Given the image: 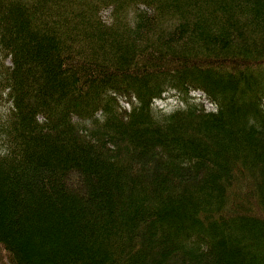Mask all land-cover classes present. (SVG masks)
Returning a JSON list of instances; mask_svg holds the SVG:
<instances>
[{"label": "trees", "instance_id": "obj_1", "mask_svg": "<svg viewBox=\"0 0 264 264\" xmlns=\"http://www.w3.org/2000/svg\"><path fill=\"white\" fill-rule=\"evenodd\" d=\"M0 251L264 264V0H0Z\"/></svg>", "mask_w": 264, "mask_h": 264}, {"label": "rangeland", "instance_id": "obj_2", "mask_svg": "<svg viewBox=\"0 0 264 264\" xmlns=\"http://www.w3.org/2000/svg\"><path fill=\"white\" fill-rule=\"evenodd\" d=\"M198 94H199V92H196V95H198ZM176 100L177 99H174L172 94H169L168 93V94H165L163 96V98H161L160 100H158L157 103L159 104L160 107H168V108H171V107H173L177 103L178 100L177 101ZM120 104L125 106V104H128V102H127V100L124 101L123 100V97H122V101L120 102ZM204 104H205V106H209L208 103H205L204 102ZM125 107H127V106H125ZM3 256H5V255L2 254L1 251H0V259H1L2 262H4V260H5V257H3Z\"/></svg>", "mask_w": 264, "mask_h": 264}, {"label": "bare ground", "instance_id": "obj_3", "mask_svg": "<svg viewBox=\"0 0 264 264\" xmlns=\"http://www.w3.org/2000/svg\"><path fill=\"white\" fill-rule=\"evenodd\" d=\"M190 93H194V95H193V96H198V95H199V94H198V95H196V91H195V92H190ZM158 100H160V99H158ZM158 100H157V101H158ZM199 100H200V101L203 103V105L205 106L204 102H203L201 99H199ZM205 107H208V106H205Z\"/></svg>", "mask_w": 264, "mask_h": 264}, {"label": "crops", "instance_id": "obj_4", "mask_svg": "<svg viewBox=\"0 0 264 264\" xmlns=\"http://www.w3.org/2000/svg\"><path fill=\"white\" fill-rule=\"evenodd\" d=\"M191 95H194V93H190Z\"/></svg>", "mask_w": 264, "mask_h": 264}]
</instances>
